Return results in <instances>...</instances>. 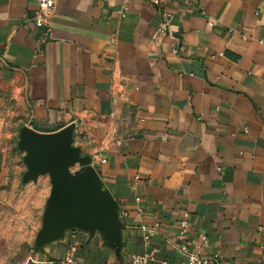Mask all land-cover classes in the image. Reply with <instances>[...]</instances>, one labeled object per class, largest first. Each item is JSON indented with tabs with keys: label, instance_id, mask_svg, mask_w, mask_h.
Instances as JSON below:
<instances>
[{
	"label": "crops",
	"instance_id": "obj_1",
	"mask_svg": "<svg viewBox=\"0 0 264 264\" xmlns=\"http://www.w3.org/2000/svg\"><path fill=\"white\" fill-rule=\"evenodd\" d=\"M164 3L55 0L38 28L35 0H0V144L74 124L121 224L119 247L73 227L11 264H62L70 245L76 264H129L155 224L176 264L182 219L215 264H264V0ZM159 9L173 38L154 37ZM26 191L44 206L48 176Z\"/></svg>",
	"mask_w": 264,
	"mask_h": 264
},
{
	"label": "water",
	"instance_id": "obj_2",
	"mask_svg": "<svg viewBox=\"0 0 264 264\" xmlns=\"http://www.w3.org/2000/svg\"><path fill=\"white\" fill-rule=\"evenodd\" d=\"M74 124L53 133L20 129L17 149L26 168L23 180L48 176L50 192L42 217V228L34 245L40 248L64 230L76 227L99 232L110 247H119L121 224L110 194L101 187L90 159L72 144ZM78 169L72 172V168Z\"/></svg>",
	"mask_w": 264,
	"mask_h": 264
},
{
	"label": "rangeland",
	"instance_id": "obj_3",
	"mask_svg": "<svg viewBox=\"0 0 264 264\" xmlns=\"http://www.w3.org/2000/svg\"><path fill=\"white\" fill-rule=\"evenodd\" d=\"M17 142L14 134L12 140L0 144V264H11L20 259L21 252H31L48 199L42 206L35 194L26 191L37 180H23V157Z\"/></svg>",
	"mask_w": 264,
	"mask_h": 264
},
{
	"label": "built area",
	"instance_id": "obj_4",
	"mask_svg": "<svg viewBox=\"0 0 264 264\" xmlns=\"http://www.w3.org/2000/svg\"><path fill=\"white\" fill-rule=\"evenodd\" d=\"M130 0H121V8L123 11L126 10V6ZM153 4L158 7L159 2L164 3V0H151ZM37 5V10L33 15V23L38 28L45 27L50 15L52 14L55 7V0H35ZM160 8V7H159ZM161 21L154 34L156 38L159 35H166L170 38H173V35L169 31L168 27L171 23L172 15L166 10H160ZM121 17H124V13L121 14ZM210 27H213V22H208ZM173 53L177 54V50H173ZM100 164H104L105 160L100 159ZM134 182L131 185L133 191L137 189V181L139 177L134 178ZM134 202L137 206V211L141 212V197L137 194L134 197ZM158 225L149 226L143 228V251L141 253L131 254L129 257V264H168L166 259H158L159 251L156 248L151 247L152 239L158 234ZM189 221L187 219H182L179 222V229L176 234V244H174L173 249L177 254V263L176 264H215L216 261L214 258L206 254L208 249L209 242L205 235H197L194 239L189 238ZM78 253L77 246L70 245L67 247L62 264H76V256Z\"/></svg>",
	"mask_w": 264,
	"mask_h": 264
}]
</instances>
